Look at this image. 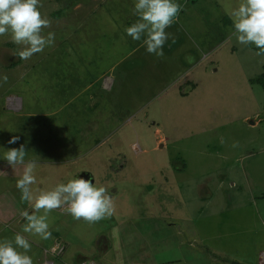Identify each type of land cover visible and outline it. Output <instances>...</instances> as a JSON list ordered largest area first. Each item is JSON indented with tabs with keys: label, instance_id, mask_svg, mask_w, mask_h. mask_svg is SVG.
Wrapping results in <instances>:
<instances>
[{
	"label": "rangeland",
	"instance_id": "1",
	"mask_svg": "<svg viewBox=\"0 0 264 264\" xmlns=\"http://www.w3.org/2000/svg\"><path fill=\"white\" fill-rule=\"evenodd\" d=\"M92 1L76 0L78 5L70 2V6L65 0H40L42 15L51 21L44 34L55 33V42L29 59L18 56L21 46L14 44L7 34L0 36V49L6 52V57L0 61V77H7L6 81L0 82L18 93L13 96V93L0 92L3 114L18 113L21 99H24L25 108L16 116L25 125L27 122L22 118L30 107L44 110L56 106L49 82L50 92L46 87H39L36 93L29 95L28 86L16 83L14 79H20L36 63H45L48 54L54 62L55 55L66 52V56H72L76 62L78 51L73 46L69 49L64 43L67 39L63 37V32L67 31L65 27H75L88 20L89 25H99L100 33L95 29V35L103 37V33L111 32L105 31L108 27L103 25H114L120 2L125 4L130 0H98L104 4L94 17L90 12L94 8ZM199 2L213 6L217 13L201 15L205 24L190 26L200 35L223 37V31H226H222L219 22H231L225 11L231 0ZM62 8H67L66 13L59 17L54 15ZM124 16L131 17V12ZM124 16L115 19L114 42L118 38L120 45L111 48L114 59L128 51L131 45H142L124 32L136 17L125 22L121 21ZM216 47L213 48H220ZM230 47L224 45L220 51L210 53V58L195 65L192 77L201 83L192 89L194 82L189 78L182 83L170 84L175 79L172 75H177L181 66L177 53L173 52L169 59L164 57L161 75L158 73L159 62L152 58L155 55L147 53L143 46L128 60L134 74L123 73L110 94L111 101L106 100L112 104L114 122L109 121L108 111L102 109L86 114L80 107V100L73 99L64 112L39 118L42 122L44 118V123L48 124L42 128L43 133L41 128L35 131L39 127L37 117L32 119L36 126L33 130L28 129L20 136L18 131L13 134L19 136L14 144H23L35 158L45 155L47 160L38 163L34 189L52 188L78 172L87 171L91 173L89 178L94 177L98 185L107 188L114 203L112 216L92 223L74 219L66 206L53 209L49 213L52 235L48 240L24 234L32 244L31 250L36 249V245L52 246L59 234L67 244L63 260L68 263L80 261L84 256L99 264H114L123 260L124 253L135 248L140 253L136 257L141 256L146 244L157 251L163 261H179L173 264H232L237 260L243 264H264V119L256 127L251 126L252 119L245 120L247 115L257 112L264 116V89L261 84L257 89L250 86L252 83L242 73L240 53L232 54ZM104 48L109 51V47ZM104 48L98 46L101 55L105 53ZM79 49L84 51L81 46ZM124 62L121 61L118 67ZM257 66L255 63L252 71L249 68L247 72L257 71ZM108 71L109 76L112 70ZM27 73L22 78L29 79ZM41 75L38 73L37 76ZM260 78L264 79V72ZM78 88V84H74L71 95L80 98L82 94L77 93ZM190 91L194 92L191 94ZM62 98L68 99L67 93ZM3 114L0 110V147L7 150L12 129L8 125L4 129L3 124L7 121L12 124L14 115ZM90 130H96L98 134L91 135ZM86 137L95 141L87 142ZM2 154L0 151V156ZM51 154L54 160L50 162ZM5 168L10 166L0 159V169ZM178 170L184 171L179 173ZM151 190L156 198L153 202L160 201L157 211L148 210L149 202L144 204L145 207L131 204L132 201L152 199ZM0 193L2 201L8 202L7 207L16 217H20L22 209L29 208L26 202H21L17 188L10 193L7 190ZM202 197L213 198L204 210ZM155 212L160 214L158 221L154 219ZM142 215L148 218L141 219ZM18 231H22L21 222H6L0 226V239L11 238ZM142 236H147L148 240L140 248ZM185 238H191L192 243Z\"/></svg>",
	"mask_w": 264,
	"mask_h": 264
},
{
	"label": "crops",
	"instance_id": "2",
	"mask_svg": "<svg viewBox=\"0 0 264 264\" xmlns=\"http://www.w3.org/2000/svg\"><path fill=\"white\" fill-rule=\"evenodd\" d=\"M97 1L98 0L92 1V6L94 7L90 11V12H93L92 17H94L96 15L97 11L101 10V7L104 4V2L98 3ZM178 2L182 5V10L179 13V17L173 22V24L169 28L166 29V31L170 33V36H169V39L166 41V43L163 46L164 55L162 57H156V56L152 57V58L156 59L157 62H159L158 73H160L162 75V72H163L162 64L164 63V60H165L164 57L167 56L169 59L171 54L173 52H175V54L177 53V55H178V62L181 64V66L179 68L180 70L177 72V75H172L173 77H175V79L172 80L170 82V84L171 83L174 84L175 81L182 83L186 80V78H189L194 82L193 85H191L192 89L194 87L197 88L201 82L192 77L193 75H195V70H194L195 65L201 64L206 58H210L212 56V54H214V52L220 51L221 50L220 48L223 47L224 45H230L231 47L228 49H231L232 54L240 53L241 62H242V64H240V65H243L241 67L242 73H243L244 77H246V80H249L253 84V85L250 84V86L252 88L254 86V88L257 89V85L261 84L263 89H264V79L262 81L261 80L259 81V75H261L262 72H264V55H257L258 49L254 48V47H250L251 44H249V45L238 44L236 42L235 36L232 35L233 29L231 27V22H226V24H223V21L219 22L222 25V31L223 30L226 31V32L223 31V34H224L223 37L214 38L213 35H212V37L206 36L204 34L200 35L190 25H201V23L205 24V23H203V20L200 19V16L201 15L203 16L204 14L207 15L210 12L212 14H216L217 11L213 10L214 9L213 6L210 7L208 4L200 3L199 0H178ZM77 3L78 2H76L75 4H77ZM120 3L121 4L119 5V11L116 13V17L114 18V25H115V22L118 19V17H120L122 15L124 16L125 14H127L129 12H131V17L124 16L121 21L128 22V21H130V18L133 20L135 17L132 14V8H131L132 7V0L128 1V3H125V4L123 3V1H121ZM234 3H235V0H231L230 6L233 5ZM83 5H85V4L83 3ZM127 5L131 9H128ZM70 6H71V3H70ZM90 9H91L90 6H88V10H90ZM116 9H117V7H116ZM128 10H130V11L128 12ZM114 11H115V8H114ZM221 14L222 13H220L219 15H221ZM208 18H211V17H208ZM89 20H90V18H89ZM95 21H96V19H95ZM208 21H209V19H208ZM107 22H109V21H107ZM184 24H186V25H184ZM114 25H112L113 27L112 26L110 27L108 25H103V27L104 26L108 27V29L105 31H108V30L111 31L109 34L103 33V37L95 35V32H96L95 29L98 31L99 25H95V26L89 25L88 20H86L84 22H79L78 25L75 24V27L72 25L65 27L67 29V31H66V33L63 32V37L67 38V39L64 40V43L69 45V49L71 46H73L74 49H76V51H78V53L76 55V57H77L76 62L81 61L80 58H82L83 61L88 62L87 68L85 67V71L78 70L77 74L74 76V75H72L73 74L72 70L75 66H78V65L75 64V62L71 63V60H69V61L67 60L70 57L72 58V56L64 57L63 54L60 53V55L54 56V62H52L50 60L51 54H48L46 56L48 59H46L45 63L44 62L36 63L35 66H33V67L31 66L30 70L25 71V73L28 72L27 75H28L29 79L22 78L25 73L23 75H21L20 79L18 77H16L14 79V80H16V83L18 82L19 84L21 83V84H24L25 86H28V87H26V90L29 92V95H30V93H33L34 91L36 93L38 91L39 87H43L44 89L46 87V89L50 92V90L47 87V85H48L47 82H49L50 83L49 85H51L53 87V88H51L52 92H53L52 96H53L54 102L57 105L53 106V107H48V109H44V110L39 109L38 110V108H36V107L31 108L29 105V102H27L26 104H28V106L30 107V111L28 113L24 114L25 116H23L22 119H25L27 123L25 125H22V123L19 121L20 118H17L16 115L21 114L22 111L24 110V108H25L24 99H21L22 103H21V106H20L18 113L17 112H11V113L7 112V113L3 114V108H2L1 103H0V110L2 111L3 115H5V114L7 116L8 115L9 116L14 115V120L17 121V119H18V122L12 120V122H13L12 124H8V121H7V124H6V122H4V124H3L4 129H7V125L9 126V129H12V133H11L12 137H13V134L16 133L17 131H18L17 133L20 136L22 133H26L28 129L33 130V128L36 127L35 124H33V122H32L33 118L38 117V120H39L40 117L42 118V117H47L48 115H57L61 111L64 112L68 108L67 105L68 104H69V106L71 105V102L73 99H75V100L79 99L80 100L79 101L80 107L86 111V114L89 115V113H88L89 111L95 112L97 109H100V110L102 109L104 111H108L106 114H107L108 119H110L109 121L114 122V113L112 112V107H111L112 104H110L111 102H106V100L111 101L110 94L114 90V88L117 84V79H119V77L123 73H125L126 75L134 74L132 63L128 60L130 59L131 56L137 54L143 48V44L138 45V46L133 44L130 46V48H128V51H124L125 53H121L120 57H117L116 59H114V53L111 50V48L115 45H120L117 42L119 40L118 38H116V42H114ZM228 25H230L229 28H228ZM64 33L67 36H65ZM96 33H100V31H98ZM82 45L85 47L84 51H81L79 49V46H82ZM94 46L96 49L98 46H102L103 48H104V46H106V47H109V51L104 48L105 53L102 55L103 57H101V55L100 56L96 55L94 49L91 48ZM216 46L217 47L220 46V48H219L220 50L219 49L215 50V48H213ZM208 49H210V50H208ZM205 50L207 51L206 53H204ZM82 52H84V55H82ZM210 53H212V54H210ZM85 55H87V56L85 57ZM4 57H6V52H4L0 49V61ZM87 57L89 59H87ZM123 60L125 61L124 63H127V65L122 63L120 67H123V68L118 67L120 62ZM65 61H66L65 64H61L62 62L64 63ZM255 63H256V65H258L257 71L253 70V72H247V70H250L249 68H251V71H252V67L255 66ZM15 65L16 64H14V66ZM245 65H247V66H245ZM108 70H112V72L110 73L109 76L107 75V73L109 72ZM38 73H41L42 75L37 76ZM196 75L198 76V74H196ZM30 83H31V85H30ZM187 83H188V81H187ZM74 84H78L79 88H78L77 93L79 95L82 94L85 97H83L81 95L79 98V97H76V96L74 97L71 95L72 94L71 92H74L73 91ZM5 88H7V84L6 83L2 84L0 82V92L4 91L2 93H13V96L14 95L17 96L16 94H18V93L14 92L11 89V87L7 88L8 90L7 89L3 90ZM252 90H254V89H252ZM193 92L194 91H190L191 94ZM66 93H67L68 99H63L62 96L66 95ZM101 93H104L105 95H101ZM100 95H101V97H100ZM107 97H109V98L107 99ZM47 110H49V112H47ZM3 115H1V116H3ZM250 119H252L254 121L251 123V126L256 127L257 125H260L263 123L264 116H262V114L257 112L254 115H247L245 117L246 121L250 120ZM44 121H45L44 118H43V122H42V120H39V127H38V129L36 128L35 131H39V129L41 128V132H42V128H44L45 125H48V124H45ZM54 122H57V120H55ZM84 127H86V126H84ZM90 133H91V135H97L98 134V133H96V130H90ZM14 136H16V135H14ZM91 140L92 139H90L89 137H86V139H85V141H87V142H90ZM92 141H95V140H92ZM69 143L70 142H68V144ZM19 146H20L19 143H18V145L17 144H13V145L8 144L6 148L8 150L10 148H18ZM67 148H69L68 145H67ZM64 149H65V147H64ZM153 149H156V146H154ZM25 150L27 151V155L25 158H27L28 160L29 159L36 160L37 163H39V162L45 163L44 161H47L45 159V155L41 156L43 158H35L36 156L29 153V151H28L29 149L28 150L25 149ZM0 151L4 152L6 150H5V148L1 149V147H0ZM48 151H51V149H48ZM56 152H58V151H56ZM68 156H69V154H68ZM52 157H54L53 154H51L50 159H48L50 162L54 160V159L52 160ZM54 162L56 163V161H54ZM22 171H23V166H21V165L12 166L10 168H5V169H0V191L1 190L2 191L7 190V191H9V193L14 191L16 189V186H15L16 180L20 178ZM183 171L178 170L179 173L183 172ZM78 175L83 176L85 178H89L91 173L87 172V171H82V172H80V174L78 172ZM9 193H7V194H9ZM149 193L151 194L150 196H152V199H145V200H141V201H132L131 204L134 206L136 205L137 207H145L144 204H146V202H149V203H147L148 207H149L148 210L150 209V211L151 210L157 211L156 209L158 208V206H160V201L158 199V203L155 201L153 202V200L156 199V198H153V190H151ZM1 198H2V196L0 193V226L6 222H10V223H12L13 221H16V223L21 222V218L16 217L15 213H13V211L11 212L10 208L7 207L8 202L2 201ZM212 199L213 198H203V197L201 198V202L204 203L203 204L204 207L202 208V210H204V208H207V204H209L212 201ZM202 210L200 212H202ZM153 216L155 217L154 218L155 220H157V221L160 220V214L155 212V214ZM140 218L146 219V218H148V216L142 215V216H140ZM141 238L142 239H140L141 240V242H140L141 247L140 248H142L145 244V241L148 240L147 236L146 237L142 236ZM185 239L188 242L191 240V238H185ZM55 240H56V237H55L54 241ZM195 240H198V239H195ZM191 243H192V240H191ZM36 247H37L36 249H32L29 252V255L32 256L33 261L35 263L43 264V262H44L43 258L45 256L44 250L48 246L36 245ZM146 247H147V249H146ZM39 251H41V252L39 253ZM139 254L140 253L138 252V248H135L133 251H131L128 254L124 253V255L122 257L123 260L120 262L114 263V264H173V263L179 262L176 259L171 260V261H168V260L163 261L164 258L160 257L159 254H157V251L155 252L153 249L148 247L146 244H145L143 254L139 257L138 256L136 257V255H139ZM81 258L82 259H80V261L83 259H87L88 257L81 256ZM212 261L214 262L215 260L212 259ZM227 261H229V260H227ZM76 262H78V261H76ZM235 262H238V260ZM238 263H240V262H238ZM258 264H260V263L258 262Z\"/></svg>",
	"mask_w": 264,
	"mask_h": 264
},
{
	"label": "clouds",
	"instance_id": "3",
	"mask_svg": "<svg viewBox=\"0 0 264 264\" xmlns=\"http://www.w3.org/2000/svg\"><path fill=\"white\" fill-rule=\"evenodd\" d=\"M39 2L0 0V36L7 34L14 44L21 46L17 53L21 59H29L55 42V33L44 34L51 21L42 15ZM181 10L178 0H132V14L136 20L126 26L124 32L132 40L140 41L147 53L162 57L163 46L170 36L166 29L178 18ZM225 11L232 22L236 42L252 44L258 49L257 55H264V0H235ZM0 80L6 81L7 77H0ZM18 139L13 136L8 143L14 144ZM26 155L25 146L21 144L0 156L10 167L23 166L15 186L21 202H26L31 209L20 211L22 231L15 232L11 238L0 239V264H34L29 255L32 244L24 234L48 240L52 235L49 213L53 209L66 206V211L74 219L89 223L110 217L114 212L113 199L107 188L98 185L92 176L74 175L52 188L34 189L39 165L36 160L26 161Z\"/></svg>",
	"mask_w": 264,
	"mask_h": 264
},
{
	"label": "trees",
	"instance_id": "4",
	"mask_svg": "<svg viewBox=\"0 0 264 264\" xmlns=\"http://www.w3.org/2000/svg\"><path fill=\"white\" fill-rule=\"evenodd\" d=\"M57 1H64V0H57ZM65 1H68L69 3L70 2H73L74 4H75V2H76V0H65ZM72 6V5H71ZM69 10V9H68ZM66 11H67V8H62V9H60V10H58L57 12H54V15L55 14H57V16L59 17V16H61V15H63L64 13H66ZM83 49L85 48L83 45L81 46ZM253 47V46H252ZM91 48H93L94 49V51H95V53H96V55H101V53L98 51V47H97V49L95 48V46L94 47H91ZM254 48H256V47H254ZM62 54H63V56L64 57H70V55H67L66 56V52H62ZM67 54H69V53H67ZM82 55H84V52H82ZM87 55H85V57H86ZM83 57V56H82ZM101 57H103L102 55H101ZM81 59V61H77V62H75V64H77L78 66H75L74 68H73V74L72 75H76L77 74V71L78 70H82V71H85V67L87 68V64H88V62L87 61H83V59L82 58H80ZM87 59H89L88 57H87ZM70 60H71V63L73 62V59L70 57ZM90 64V63H89ZM85 66V67H84ZM87 71V70H86ZM73 80V79H72ZM258 80V79H257ZM262 81L263 79H259V81ZM61 236L59 235V234H56V239H59V240H61V241H63L64 242V244H65V246H66V250H67V244H66V242L63 240V239H61L60 238ZM51 247V246H50ZM47 248H49V247H47ZM46 248V249H47ZM66 253V252H65ZM65 253H64V255H65ZM63 255V256H64ZM63 256L61 257V258H52V257H50V258H52V259H54L55 260V262H57V261H60L61 263L63 262V263H68V262H65L64 260H63ZM85 260H92V261H95L94 259H92V258H87V259H83V260H81V261H85ZM81 261H78V262H73V263H70V264H77V263H79V262H81ZM96 262V261H95ZM98 264V263H97ZM232 264H243V263H238V262H233Z\"/></svg>",
	"mask_w": 264,
	"mask_h": 264
},
{
	"label": "built area",
	"instance_id": "5",
	"mask_svg": "<svg viewBox=\"0 0 264 264\" xmlns=\"http://www.w3.org/2000/svg\"><path fill=\"white\" fill-rule=\"evenodd\" d=\"M44 251L46 257H45V262L43 264H55V260L52 258H58V259L61 258L66 252V246L63 241L56 239L54 241V244L51 247L45 249ZM77 264H97V263L92 260H85Z\"/></svg>",
	"mask_w": 264,
	"mask_h": 264
}]
</instances>
